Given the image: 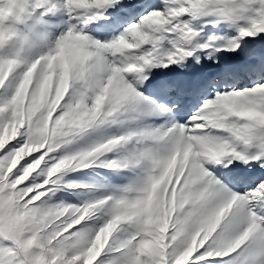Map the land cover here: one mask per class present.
Listing matches in <instances>:
<instances>
[{"label":"snow or ice","instance_id":"1","mask_svg":"<svg viewBox=\"0 0 264 264\" xmlns=\"http://www.w3.org/2000/svg\"><path fill=\"white\" fill-rule=\"evenodd\" d=\"M199 24L236 35L204 39ZM69 32L83 37L86 58L67 70L70 87L52 117L57 135L13 167L32 104L53 75L59 83L65 74L55 58ZM246 38L261 47L245 53ZM17 39L29 52L41 40L47 47L35 58L0 51V65L12 64L0 73V133L24 119L0 149L4 264H264V215L255 207L264 201V83L228 87L241 65L264 71V0H102L91 9L30 0ZM228 54L242 59L230 62ZM202 60L215 72L154 71ZM26 75L31 86L22 90ZM41 156L30 180L25 170ZM90 167L131 176L93 201L52 203L61 185L90 187L64 180ZM98 215L101 226L89 227Z\"/></svg>","mask_w":264,"mask_h":264},{"label":"clouds","instance_id":"2","mask_svg":"<svg viewBox=\"0 0 264 264\" xmlns=\"http://www.w3.org/2000/svg\"><path fill=\"white\" fill-rule=\"evenodd\" d=\"M69 2L79 9H91L101 4L102 0H69ZM29 6L30 0H0V51L5 49L13 53L16 51H27L26 48L18 47L17 33L24 28ZM84 58H86V54L84 52L83 37L79 33L69 32L59 49V55L55 58L56 63L64 69L65 74L61 76L59 83H57V78L55 79V83H53L52 76L50 82L44 86L37 100L32 104L29 115L31 126L29 128L28 140L23 147L16 151V155L12 161L13 167L33 152H40L48 144L49 139L57 135V129L53 125L52 117L67 95L70 87L67 79V70L70 66ZM11 69V63L0 65V73H5L6 70L11 71ZM30 86V81L26 75L21 88L24 90ZM53 88H55V93L52 91ZM50 126L52 127L50 128ZM23 128L24 119L21 118L10 128L0 133V149L15 139ZM42 161L43 156L30 164L25 170L24 176H30L32 172L40 167ZM110 231V226L101 229V232L96 237V243L101 244L105 242Z\"/></svg>","mask_w":264,"mask_h":264},{"label":"rangeland","instance_id":"3","mask_svg":"<svg viewBox=\"0 0 264 264\" xmlns=\"http://www.w3.org/2000/svg\"><path fill=\"white\" fill-rule=\"evenodd\" d=\"M148 3H158L159 0H146ZM64 19H67V17H64ZM85 27V30H88V26ZM198 27H202L203 31L201 32V36L206 39L208 35L210 34H217V35H225L227 33L228 36H235L236 33L234 30L228 29L227 26L220 25L218 28H214L212 24H208L207 26H204L203 24H199ZM64 28L63 25L60 27H57L53 30V32H50L48 37V43H50L52 40L56 38L57 35H59V32ZM91 35H94V33H90ZM248 39L249 43H241L242 48H244L245 53L249 48H259L261 47L260 41H252L251 38ZM46 44L43 40H41L38 43V46L33 48L30 52H22V56H27L29 58H35L38 57L41 53L46 51ZM227 59L230 62L237 63L241 57H236L233 54H228ZM202 65H195L192 68H184V69H177L176 66H173V71L168 72V70L165 69H156L154 71H157L161 73L162 75L166 76H188V77H203L207 76L208 73L210 75L215 72V68L212 67V64L204 63L202 60ZM209 75V74H208ZM55 75H53V83H55ZM257 83H264V71L261 70H249L247 68H244L242 71H238L236 77L230 81H228V87H236V88H250L254 84ZM225 90H228L226 87ZM199 99V96L193 97V103H196ZM157 125L163 124L164 121L162 119H157L155 122ZM136 126V125H133ZM115 131V129H114ZM43 151V149H41ZM37 152H33L31 155H37ZM26 156L25 159H30V156ZM23 161H21L22 163ZM43 167V164L41 165ZM39 171V169H37ZM130 173H124L121 176L117 177L113 173L107 171L104 168L100 167H90L87 169H83L80 171H68L67 174L64 176V180L66 181H72L80 185H88L90 187H81V188H74L71 190H64L63 185H61V189L57 191L56 196L53 197L52 203L56 205L60 204H83L89 201H93L96 198L103 197L105 195H108L109 192L106 190L108 186L111 185H119V184H125L128 183V177H130ZM33 177L30 176L29 179L31 180ZM43 177H40L36 180V183L40 182V179ZM27 183V181H25ZM246 189L241 187H236L233 189V191H244ZM255 207L258 209L259 215H264V201L261 202H255ZM103 223V219L99 218V215L97 218L89 219L88 225L89 227L97 228L101 226ZM103 259V257H102ZM6 260V255L2 247H0V264H4V261Z\"/></svg>","mask_w":264,"mask_h":264},{"label":"bare ground","instance_id":"4","mask_svg":"<svg viewBox=\"0 0 264 264\" xmlns=\"http://www.w3.org/2000/svg\"><path fill=\"white\" fill-rule=\"evenodd\" d=\"M80 26L83 27L84 25H80ZM244 68H245V67H244L243 65H241L240 68H239V71H242ZM208 74L210 75V73H208ZM208 74H207V75H208Z\"/></svg>","mask_w":264,"mask_h":264}]
</instances>
